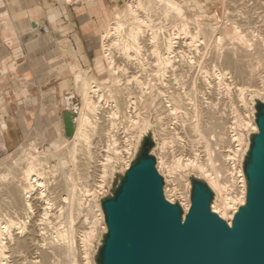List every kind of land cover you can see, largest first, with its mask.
<instances>
[{
	"label": "bare ground",
	"instance_id": "1",
	"mask_svg": "<svg viewBox=\"0 0 264 264\" xmlns=\"http://www.w3.org/2000/svg\"><path fill=\"white\" fill-rule=\"evenodd\" d=\"M123 1H125V2L123 4H120L121 2L119 3L120 5H119L118 9L113 11L112 19H110L103 26V28H101V31H100V36H101L100 45H101V48L103 50L102 55L104 57L105 64H107L106 65L107 69H104V64L101 61L97 62V68H98L100 73L106 71L107 77L104 75V78H103L104 81L101 82L95 76L94 77L90 76V79H89L88 78L89 75H87L88 76L87 77L85 75L84 71L82 72V71L76 69L73 72V77H75L74 81L75 82L77 81V84H78L77 87L79 88L78 91L81 95V102H82V107H81L82 110H81L80 115L78 116L80 119H78V117H77V119L79 120V123H78V121H76L77 124H79V126L77 125V127L79 129V131H78L79 133H77L78 134L77 142L79 141V144L82 147H84V151H85L84 153L85 154L87 153L86 155H90V156L92 155L93 156L94 155L93 153H95V152L92 150L93 148L92 149L90 148V146H91L90 144H92V143L95 144L94 140L96 139V137L97 138L99 137L101 140L102 139L106 140L105 141L106 144L108 143L107 141H109V144H110L113 142L115 143V141L117 140V146L115 145V147H113L114 150L112 149L113 150L112 152H114V153L109 152V153H112L113 156H111L112 154L110 156H109V154H106L107 157L105 160H109V161H105V165H108V163H110L113 160H117V159L119 160L120 158H123V162H126L128 164L129 157L132 153V148L133 147L137 148L142 136L150 129V127H149L150 122L148 121L147 118H148V112L151 111L154 118H155L154 120H156L157 125H158L157 130H156L157 132H154V135L156 138H157V135H156L157 133L160 135V139L158 140V146H157L160 149L159 155H158L159 157H158L157 164H156L157 169H158V166H160L161 168L165 167V169H166V171H165L166 173H164L166 183H165L164 189H163L166 198H168L169 200L172 199V198H170V196H171L170 194L175 192V190H178L180 193V194H178V196L181 199V205L183 206L184 210H187V208L189 206V197H188V193H187L188 192L187 187L189 185V180H188V178H185L180 174V169L182 167H188V168H191L192 170H198L200 173L199 176L202 175V177L207 180V182L209 183V185L211 186V188L215 192V198L211 203L212 210L217 212L221 217H223L224 219H226L230 223L232 215L235 212L238 204H241L244 200L243 176H242V172L240 169V165L236 163L237 161L235 162V160H237V158H238V157L237 158H235V157H236V155H239V152L242 148V144H240V141H239L241 139L239 137L237 138V135H236V137H234L235 133L233 132V134L230 135L231 136L230 138L232 139L234 137V138L238 139L237 141L239 143L236 141L237 146L234 148L233 147L234 145H233L232 149L227 148V151H228V152L226 151L227 153H223L225 150H218L217 151V153H218L217 155H219L220 158L222 156H224V154L227 156L231 155L232 159H230V160H232V165L228 164V166H227L226 164H222V163H224L223 162L224 159H223L222 163L220 162L221 163L220 165L218 163L214 164L215 157L213 158L211 156V147L213 145L211 146V144H212L211 138H210V140L208 139L210 134H208L207 131L209 130V133H211V134L214 133V135L217 134L218 135V136H216L218 138L217 141L222 140V142H223V137L221 136L223 134L221 133V131L219 129L220 128L222 129V126L224 125V123H226L225 121L223 122L225 115H222L221 113L219 115H215L214 113H212L213 110L211 109V107H212V103H211V105L208 104L206 106L207 108L205 107V109H206L204 111L205 117L203 116L205 119H201V121H199V120H197L198 119L197 118L196 120L193 119L195 121L192 122V120L190 119V116L192 114H194V117H195V115L197 116V112L198 111L200 112V110H198V111L196 110V112H195L196 107L193 108V105H196V104L191 102V101L189 102V100H191V97H188L189 94L187 93V91H189V90L186 91L185 90L186 87L184 86L187 83H185V80H184V82H182L183 79H185V78L183 77V79H182V76H180V78H178V79H174L176 76L174 78L171 77V75L173 74L172 72L176 68V67H174L175 65L173 62L175 60H173L174 59L173 57H175L174 55H178V53L180 55V53L183 52L182 51L183 49L179 48L180 50H177L178 47H176V45L174 43L177 41V40L175 41V38L177 39V37H178L177 35L179 33H181V32H182V34L184 33V36L183 35L182 36H183V39L185 37V40L183 41L185 44L188 43V45H189V43L191 41L195 40L196 37H199V38L203 39V41H204L203 43H205V46L210 47L209 49L211 50L212 47H215V46H213V43L217 45V43H215L214 41L217 39L219 40V38L223 37L224 35L222 36L221 33L225 34L227 31L225 33L222 32L223 30L221 31L220 26H219L218 31L215 29L217 31L215 33L214 28L211 27V24L209 22H206L203 19L198 18V16L193 17V16L188 15L187 12L185 11L184 3L181 0H157L158 1V2L156 1L157 4L160 5L159 8L157 7V4H155L156 3L155 2L154 4L156 6L155 5L153 6L152 3H151V6H149L151 9H152V6L155 9L157 7L159 10L161 9L160 12L162 11V12H164V14L165 13L168 14L167 16H169V17H171L174 13V16H173L174 20L176 19L175 17H177V16H178L177 19H179L180 14L182 15V17H185V18L180 17L179 20H176L175 22H173L174 23L173 25L175 26V28H174L175 31L171 30L172 32H170V29H172V28H170V29L167 28V30H169V31H166L165 30L166 28H165L163 31L162 25L164 27V24H160V22L157 23V21H156V19L158 18L157 16H156L157 18H155V16H154V18H152V19H155L156 23L153 24V22H154L153 21L151 24L149 22H151L152 19L151 20L148 19V18H150L149 16H151V15H149V13L147 11L148 16H146L147 13H145V11H144L145 7L143 8L144 10L141 11L142 10L141 7L143 6L144 3H146L145 1H144V3H143V0H137L134 3H132V0H123ZM147 2H148V0H147ZM251 3H253L252 6L257 5V10H258V8L260 9L259 12L257 11L258 12L257 19L259 17V20L256 21V19H254V21H256L258 24L253 26V27H255L254 28L255 31H256L257 27H258V29L262 28V30H264V0H251ZM144 6L148 7L145 4H144ZM244 7H245V5H244ZM255 10H253V11H255ZM151 11L153 12V10H151ZM149 12H150V9H149ZM171 13H172V15H171ZM183 13H186V14H184L185 16L183 15ZM198 15H199V13H198ZM251 15H253V13H251ZM251 15H250V18L253 17ZM152 16H153V14H152ZM173 17H171V19ZM189 19H192V21ZM247 21H248V19H247ZM167 22H170V21H167ZM161 23H163V22H161ZM190 23H193V25H194L193 27H191V28H193V30H190L191 29L189 27ZM155 24H157V26H155ZM158 24H160V25L158 26ZM249 24H251V23H248V25ZM149 25H151L150 27H152L153 25L155 26V28L154 27L151 28L152 30H150L148 28V30H150L149 34H151L150 38L153 39V40L148 39V40H150V42L153 41V45L151 47L152 50H150L152 53L153 61H151L152 63H149L150 67H147V68H150L149 71L147 68L144 67V64H141L142 62L141 63L137 62L138 64L136 65V67L138 68L137 71H139L140 74H139V77H137V79L135 81H134V78H133V80L131 79L132 80L131 84H134V85H132L133 88L128 87L129 84L126 86L125 82H124L125 84L123 82H121L120 84H124V85L119 87L118 86L119 84H116V82L118 81L116 79H115L116 82L115 81H112V82H113V85L115 83V85H117L118 87L117 86L115 87V85H114V87L111 86L110 85L111 82H109V85H108V83H107V80H109L108 77H110L115 72L114 70H115L116 65H117V62H115L116 60L114 61L112 59L115 57L114 52L111 51L110 49L113 46V44L115 47V44H119V42H121L118 40L119 38H117V40L115 38V40L119 41V42H117V43L112 42L113 44L112 45L110 44V42L112 41L110 36L112 35L113 31L116 30V32L119 31L121 33L122 30H120V28L125 27L124 28L125 34L123 33V35H125V37H124L125 43L123 42L125 46L122 45V47L124 46L123 49L125 48V50L128 48H135V51H133L134 49L133 50L131 49L134 53L140 49V44L142 43V41L143 42L145 41V38H143V36H142V41H141L140 34L142 35L143 34L142 32L145 31V29L147 28V27L145 28V26L149 27ZM166 25H168V24L166 23L165 27H167ZM173 25L171 24L170 26L174 27ZM212 26H214V25H212ZM231 26H230V28H231ZM232 27H233V29H236L235 25ZM161 28H162V32H160ZM231 29L228 32H231L232 31ZM237 30H236V33H238V34L235 33L236 37L238 38V42H239V43H237V40H235L236 41L235 43L238 44L237 46L231 47L230 45H227L228 47L226 46L225 50L224 49L222 50L223 51L222 54L220 52H218L219 50H217V51L213 50L212 54L214 52V54H213L214 57L215 58L218 57V59L221 60L222 64H225L226 66L229 67V69H228L229 71L227 70L228 72H225L223 70H221V71L224 74L232 73L230 76H233L235 78V83L237 85L239 84L238 86H236V89L239 92V94L240 93L242 94V92L246 89L254 90L255 92L257 90H259L260 91V92L258 91L259 95H260V93H262L263 97H264V85L262 87H259L256 83V80L259 77L262 80V83L264 84V76H262L264 74L261 75L260 72L257 71V66H259V64H264V37H260L258 35L260 38L259 37L255 38V39L245 38L244 35L240 34ZM119 32H117V33H119ZM146 32L148 33L149 31L146 30ZM167 32H169V33H167ZM233 32H235V31H233ZM116 34L114 33L113 35L116 36ZM113 35H112V37L114 38ZM226 35H227V33H226ZM247 35H249V34H247ZM148 36L149 35H147V37ZM262 36H263V34H262ZM181 39H180V41H181ZM186 40H189L190 42L186 41ZM116 41H114V42H116ZM192 44H193V42H192ZM192 44L190 43V45H192ZM141 45H143V43ZM180 45H179V47H180ZM231 45H235V44L232 43ZM116 46L118 47V46H120V44L116 45ZM141 47H143V46H141ZM216 48H218V47H216ZM120 49H118V50L120 51ZM213 49H215V48H213ZM198 50H200V49H198ZM141 51H144V50H141ZM122 52H123V50H122ZM109 54H113V57H112V55H109ZM120 54H118V55H120ZM128 54L130 55V51ZM128 54H125V56L126 55L128 56ZM115 55H116V53H115ZM179 55H178V57H179ZM180 57H181V55H180ZM141 59L143 60V58H141ZM194 59H195V57H194ZM128 60L129 59H127V61ZM178 60H179V58H178ZM180 63L181 62H179V65L181 66V64H183V63H181V64ZM126 64H128V62ZM119 65H117V67ZM145 65H146V63H145ZM176 65L179 66L178 64H176ZM217 65H218V63H217ZM130 66H133V65H130ZM184 67H186V66H184ZM179 69L181 70V68H179ZM223 69H224V67H223ZM216 70H218V68ZM176 72L178 73L179 71H176ZM181 74L182 73H179L176 75L178 76ZM200 74H201V76H203L202 73H200ZM213 74H215V76H216L214 79H211L208 76V77H206V79L204 78V79L199 80V81L204 84L205 82H203V81H206L209 78L208 82H210V81L212 82L214 80L213 82L216 83L215 87H217L218 84H222L225 82V79L223 80L220 77H218V75L220 74L219 70L216 71V73L214 72ZM113 75H115V73ZM113 75H112V78L114 77ZM206 75H208V74L206 73ZM129 77H131V75ZM133 77H135V75ZM114 78H117V77H114ZM125 78L129 79V78H127V76ZM126 79H124V80L127 82ZM189 79H190V76H189ZM236 80H237V82H236ZM133 81H134V83H133ZM128 82H129V80H128ZM182 83H184L183 86H182ZM206 83H207V81H206ZM203 84L200 85L198 83V85H200V86H202ZM225 85H226V83L224 84V86ZM208 86H207V88H208ZM190 87H192L191 83H190ZM211 87H209V88H211ZM193 95H194V93L192 92L191 96L194 98ZM201 97H202V95H201ZM241 97H243V95H241ZM197 98H200V97H196V99ZM109 99H111V101L113 103H109V101H110ZM252 99H253V97H252ZM209 103H210V101H209ZM202 105H203V103H202ZM241 105H243V104H241ZM108 106H111V107H108ZM104 107H106L107 109L105 108L106 109L105 110ZM142 109L145 110V113L140 115L139 110H142ZM234 109H235V107H234ZM101 110H103L104 112H106L108 114L103 113V115H102V113L100 112ZM234 111H236V110H234ZM234 111H232V112H234ZM117 112H120V114L122 112H125L124 113L125 116L127 115L129 117V118L126 117L129 119V120L126 119V121L128 120L127 122H130V124L128 126L129 127L131 126V128H130L131 131H129V127H128L127 129L129 132H126L124 134L119 135L118 134L119 131H118L117 135H115L116 134L115 130H113L115 127L113 125L115 124L114 121H116L119 117L116 120H114V118H113L114 115H111V114H116ZM191 112H193V113L191 114ZM171 114H173L177 117H181L180 123L183 124L184 127H187L188 129L198 133V134L196 133V135H199L201 138L200 141H202V146L204 149L202 151L206 152L205 153L206 157H202V156L200 157L199 153H192V154H189L188 156H186L187 154L186 155H185V153L183 154L182 150H180L178 152L180 154L170 152L171 144L174 142V140H176L175 138H177V139L181 138L179 136V132L175 131L174 130L175 128H170L171 126L169 127V125H168V120H169L168 116H171ZM233 114L234 113H232V115ZM122 115H123V113H122ZM246 115H245V117H246ZM191 117H193V115ZM203 117H201V118H203ZM228 118H230V117H228ZM234 118L236 119V120H234V122L238 125L245 123V126L251 125L254 130L257 129L254 121L250 122V119L246 120L247 118H245V120H246L245 121L243 119V117L238 112ZM124 119H125V117H124ZM231 119L233 121V117H231ZM120 121L122 122L123 120L120 119ZM120 121L119 120L117 121V125H119ZM170 121H171V119H170ZM232 121H231V123H233ZM181 124H179V125H181ZM126 126H127V124H126ZM77 127L75 129H77ZM236 127H238V126H236ZM121 128H119V129L121 130ZM1 130H2V128H0V133H1ZM228 130H230V129H228ZM123 131H121V132H123ZM231 131H233V130H231ZM237 131H238V129H237ZM182 132L184 133L185 131H182ZM205 133H207L208 137L205 135ZM239 134H240V132H239ZM1 135H2V133L0 134V136ZM74 135L77 136L76 132ZM74 135H73V137H74ZM241 138L244 139L243 136H241ZM180 140H182V139H180ZM180 140H179V142H180ZM194 140H196V138H194L193 141ZM60 141H61V139H60ZM63 141H65V140H62L61 142H63ZM73 141H75V139ZM73 141L70 144V145H72V150H70L72 152L74 151L73 148H75V145H76V143H74ZM188 141H190V140H188ZM59 143H58L56 137H53L51 139V142H50L51 146H55V147H57ZM217 143H219V142H217ZM244 143H246V142H244ZM106 144L104 143L103 148L107 147ZM179 144H181V143H179ZM191 144L192 143H190V145ZM36 145L37 144L34 143L33 140H30L28 143L20 142L16 146L17 152L15 153V155L11 156V158L8 159V162H7V160H6V162L4 161L5 163L3 161L0 162V264H79L78 260L75 256L76 251H75V244H74V242H75L74 237L76 236L75 235V227H74V220H75L74 218H76V217L72 216L74 213L71 214L73 211V210H71L72 209L71 206H74L72 204L74 203L73 200H75V199H73L74 194L75 193L78 194L77 191H75V190H77L76 186H75L76 183H74L75 179L71 178L73 180V182H70L68 177H66L67 175L63 176V174H62L60 178H58L56 176L58 178V181H57L58 184L56 186L57 187L58 186L59 187L66 186V188L68 190L67 195L66 196L64 195L63 198L59 197V194L57 193V190H56V189H58L57 187H51L49 189L50 190L49 192L48 191L45 192L46 189L48 190V188H49V187L45 188V186H46L45 184L47 183L46 182V180H47L46 173L48 172V170L46 171V167H47V162L49 159L45 158L46 157V156H44L45 154L42 156L39 154H34L30 151L33 148L36 149L35 148ZM112 145H114V144H112ZM174 145L175 144H173L172 146H174ZM176 146L178 147L177 144H176ZM187 146H189V144ZM202 146H201V148H202ZM3 147H4V149L6 148L5 142L3 143ZM95 147H97V146H95ZM180 147H181V145H180ZM228 147H230V146H228ZM103 148H102V151L105 150ZM187 148H190V146ZM214 148H215V146H214ZM219 148H221V147H219ZM173 149H171V150H173ZM177 149H179V147ZM191 149H189V151ZM46 150H47V148H46ZM97 150H98V148H97ZM70 151H69V153H70ZM36 152L40 153L41 151L37 150ZM175 152H177V151H175ZM7 153H9V152H7ZM103 154H105V153L103 152ZM61 155L62 154L58 155L57 157H59ZM64 155H66V154H64ZM71 155L73 156L74 154L71 153ZM71 155H69V156L71 157ZM76 155H78V154H76ZM50 156H52V154ZM65 157L63 156V158H65ZM93 157H95V156H93ZM73 158L71 157V159H73ZM82 158H83V160L82 159L81 160L84 161V157H82ZM58 159H59L58 162L61 163V157H59ZM225 159H226V157H225ZM66 160H68V158ZM100 160H101V162L104 161V159H100ZM93 161L95 162L97 160H93ZM85 163L86 162H84V164ZM102 164H104V162ZM49 165H51V164L49 163ZM85 165H88V164L86 163ZM93 165H95L97 167V163L96 164L93 163ZM102 166H104V165H102ZM125 166H126V164H125ZM230 166H232V167H230ZM62 167H64V166H62ZM107 168H108V166H107ZM92 169H94V168H92ZM101 169L102 170H101L100 174H102V176L98 177V179L97 178H95V180L93 179V177L96 175L95 172H93L94 174H91L90 172H89L90 174L85 173V172H87L86 171L87 168L85 169V172L83 171L84 175L80 176V177H83L82 183L84 184L83 187L84 186L86 187L85 188L86 192L92 190L89 192V194L90 193L93 194V195L91 194V197L95 196L96 193L98 192V190H100V188L103 185V182H105L106 177H104V176L108 174L107 172H106L107 174L104 173V171H105V170L103 171L104 167H102ZM71 170H69V172ZM94 171H95V169H94ZM54 172H53V174H55ZM63 172H64V169H63ZM81 173H82V171H81ZM71 174H72V171H71ZM97 175H98V173H97ZM97 175L95 177H97ZM51 179H52V177H51ZM48 180H50V179H48ZM169 181H171L173 184L172 189L168 188V185H169L168 182ZM48 184H49V182H48ZM77 188H81V187H77ZM61 190H63V189H61ZM171 191H173V192L171 193ZM86 195H87V193H86ZM65 199H67V203L64 202L66 204L65 205V213L66 214H65V218H64V226L65 227L61 230H55L57 232V234H56V232L54 234L56 237V239H55L56 243L49 242V244H48V243L44 242L43 227L40 225L45 219V215L47 214V210H49L47 208L52 207L51 205H53V204L55 205V202L57 204V201H59V200L60 201L61 200L66 201ZM89 199H91V198H89ZM92 199H94V198L92 197ZM217 199L220 200L219 203H217ZM95 202H94V204L97 206L96 210L98 211L97 215H99V216H94L96 211H94L93 206H91V204L93 202L89 203L86 207V212L84 213V220L82 219L83 221L81 223L83 224V222L86 220L88 221V219H89V221H91L92 220L91 217H93V219H94V217H97V218L99 217L101 219L100 223L102 224V229H103V228H105V226H104V222H103V216H102L100 204H99V201L97 203H95ZM57 205H59V204H57ZM62 207L63 206H59V209H62ZM57 210H58V207H57ZM41 211H42V213H41ZM78 212H79V209H78ZM78 212H77V215H78ZM57 214H59V213L57 212ZM85 215H89V216H85ZM94 220H97V219L95 218ZM97 222H99V221H97ZM97 222H93V223H97ZM90 223H92V221ZM100 223H98V224H100ZM85 224H88V223L86 222ZM89 224L87 226L90 228L93 224H90L91 226H89ZM14 227L18 228V229L14 230L13 229ZM88 227L86 228L87 231L84 233L82 232L81 236L79 237V239L81 241H83L82 243L80 241V243L81 244L84 243L83 248H85V246H86L85 245L86 240L88 241V239H90V241H92L91 237L89 238V234H90V232H92V230L94 231V229L90 230V232H89ZM93 234H95V233H93ZM93 234L91 235L92 238H93ZM88 253L89 252L85 248L83 255L85 257L84 260H85L86 264H90V259H89L90 254L88 255Z\"/></svg>",
	"mask_w": 264,
	"mask_h": 264
},
{
	"label": "rangeland",
	"instance_id": "2",
	"mask_svg": "<svg viewBox=\"0 0 264 264\" xmlns=\"http://www.w3.org/2000/svg\"><path fill=\"white\" fill-rule=\"evenodd\" d=\"M137 0H132V3H134V2H136ZM144 1L146 2V3H144ZM157 0H148V2H147V0H143V3L145 4V5H147L148 7H146V6H144V4H143V6L141 7L142 8V10L141 11H143L144 9V7H145V13H147V11H148V13H149V15H151L152 16V14H153V16L151 17V16H149L150 18H148V19H152V18H154V16H155V18H157L156 19V21H157V23H159L160 22V24H164V27H163V25H162V28H163V31H164V29L166 30V31H169V30H167V28H172V29H170V32H172L171 30H174L175 31V26L173 25L174 23L173 22H175L176 20H179L180 19V17H182V15L180 16L179 15V19H177L178 18V16L177 17H175L176 19L174 20V13H173V15H172V13H171V17H173L172 19H171V17H169V16H167L168 14H164V12H160V10L158 9L159 8V6L160 5H158L157 4V2H156ZM183 3H184V8H185V11L187 12V14L188 15H190V16H193V17H195V16H198V18H200V19H203L204 21H206V22H209L210 24H211V27H213L214 28V30L216 29L217 31H218V28H219V26H220V29H221V31L222 32H226L227 33V35H226V33L225 34H223V33H221L222 34V36L223 37H221V38H219V40L217 39V40H215L214 42L215 43H217V45L216 44H214L213 43V46H215V47H212L211 48V50L209 49L210 47H206L205 46V43H203L204 41H203V39L202 38H199V37H196L195 38V40H193V41H191L190 39V41L189 40H186V41H189L191 44H192V42H193V44L192 45H190V43H189V45H188V43L187 44H185L183 41L185 40V37H184V39H183V36H184V33L182 34V32L181 33H177L178 35V37H177V39L175 38V41L176 42H174L175 43V45H176V47H178V49L177 50H180V49H183L182 51V53H180V55H181V57H180V55H179V53H178V55H179V57H178V55H174L175 57H173L174 59L173 60H175L173 63H174V67H176L175 68V70L172 72L173 74L171 75V77H175L174 79H178V78H180V76H182V79H183V77L185 78V79H183V81L182 82H184V80H185V83H187V84H185L184 86L186 87V91L187 90H189V91H187V93L189 94V96L188 97H191V100H189V102L191 101V102H193V103H195L196 105H193V108H195V112H196V110L198 111V110H200V112L198 111L197 112V116L195 115V117H194V114H192L193 112H191V114L193 115V117H191L190 116V119L192 120V122H194L197 118V120H199V121H201V119H205L204 117H205V107L208 105V104H210L211 105V103H212V107H211V109L213 110L212 111V113H214L215 115H219L220 113L222 114V115H225L224 116V119H223V122L225 121L226 123H224V125L222 126V129L220 128L219 130L221 131V133L223 134V135H221L222 137H223V142H222V140L220 141V140H218L217 141V137L216 136H218L217 134L216 135H214V133H209V130L207 131V133L208 134H210L209 135V137L207 136V133H205V135L208 137V139L210 140V138H211V142H212V144H211V146L213 147H211V156L214 158L215 157V161H214V164H221L222 163V161H223V159H224V163H222V164H226L227 166H228V164H230V165H232V160H230V159H232V156L231 155H229V156H227V155H225L224 154V156L226 157V159H225V157L224 156H222L221 158L219 157V155H217L218 153H217V151L218 150H225L223 153H227L228 151H227V148L229 149H232L233 147L235 148L236 146H237V140L238 139H236V138H234V137H236V135H237V138L239 137L241 140H239L240 141V144H242V147H243V145H244V142H246V140H245V137H246V134L249 132V131H251V130H254L253 128H252V126L251 125H246L245 126V123H242L241 125L239 124H236L235 122H234V120H236L234 117H235V115H237V112L243 117V119L245 120V118H247L246 120H248V119H250V122L251 121H253L252 120V110H253V99L255 98V97H257L258 99H261V100H264V97H263V94L262 93H260V95H259V90H257L256 92L254 91V90H250V89H246V90H244L243 92H242V94L240 93L239 94V92L237 91V89H236V86H238L236 83H235V78L233 77V76H230L232 73H226V74H224L221 70H223V71H225V72H228L229 70V67L228 66H226L225 64H222L221 63V60L220 59H218V57L217 58H215L214 57V52H213V54H212V51L214 50H219L218 52H220L221 54L223 53V49L225 50V47L227 46V45H230L231 47H233V46H237L238 44L237 43H239L238 42V38L236 37V34H238V33H236V30L240 33V34H242V35H244V37L245 38H251V39H255V38H258L259 36L260 37H264V30H262V28H260V29H258V27L256 28V31H255V27H253V26H255V25H257L258 23L256 22L257 20H259V17H258V19H257V15H258V12L260 11V9L258 8V10H257V5H254V6H252V4L253 3H251V0H181ZM243 1V2H242ZM121 2V3H120ZM125 1H121V0H119L118 1V3L115 5V9L113 10V11H115L116 9H118V7H119V5L120 4H123ZM156 2V3H155ZM242 2V3H241ZM247 2V3H246ZM120 3V4H119ZM151 3H152V5L154 6L155 4H157V7H156V9L152 6V9L149 7V6H151ZM155 3V4H154ZM195 5V6H194ZM198 5V6H197ZM244 5H245V7H244ZM156 6V5H155ZM249 7V8H248ZM254 7V8H253ZM155 10H154V9ZM195 8V9H194ZM147 9V10H146ZM149 9H150V12H149ZM256 9V10H255ZM151 10H153V12L151 11ZM250 10V11H249ZM253 10H255V11H253ZM249 13H247V12ZM252 11V12H251ZM258 11V12H257ZM253 13V15H251V13ZM255 12V13H254ZM148 13L146 14V16H148ZM162 13V14H161ZM198 13H199V15H198ZM201 13V14H200ZM155 14V15H154ZM164 14V15H163ZM184 14H186V13H183V15ZM170 15V14H169ZM250 15L251 16H253V17H251L250 18ZM112 16H113V12H112ZM157 16V17H156ZM185 16V15H184ZM168 17V18H167ZM249 17V18H248ZM255 17V18H254ZM182 18H185V17H182ZM111 19H112V17H111ZM170 19V20H169ZM247 19H248V21H247ZM254 19H256V21H254ZM172 20V21H171ZM174 20V21H173ZM189 20H191L192 21V19H189ZM253 20V21H252ZM154 21V22H153ZM156 21H155V19H152V21L151 22H149V23H151L152 24V22H153V24L154 23H156ZM167 21H170V22H167ZM161 22H163V23H161ZM231 22V23H230ZM253 22V23H252ZM168 24L169 26L172 24L174 27H169L168 25H166L167 27H165V24ZM171 23V24H170ZM248 23H251V24H249L248 25ZM160 24H158V26L160 25ZM212 25H214V26H212ZM217 27H216V26ZM234 26L235 25V27H236V29H233V27L232 26ZM251 25V26H250ZM151 25H149V27L148 26H145V31H143L142 33V35L140 34V37H141V41H142V36H143V38H145V41L143 42L142 41V43H143V45H141L140 44V49L141 50H144V51H141L140 49L139 50H137L136 52L138 53H136V52H134L133 53V51H135V48H128V49H126L125 50V48L123 49V47L125 46L124 45V37H125V35H123V33L125 34V27L123 28V27H121L120 28V30H122L121 31V33L119 32V31H117V32H119V33H117L116 32V30L115 31H113V33H112V35L115 33H117L116 34V36L115 35H113L114 36V38L112 37V35L110 36V38H111V42H110V44L112 45L113 43H117V42H119V41H121V42H119V44H120V46H116V45H119V44H115V47H114V44H113V46L111 47V51H113L114 52V58H112L115 62H117V65H119L118 67H117V65H116V68H115V75H113L114 77H117V78H112V75L110 76V77H108L109 78V80H107V83H108V85H109V82H111L110 83V85L111 86H113L114 87V85H115V83H114V85H113V82L112 81H115L116 82V80H118L117 82H116V84H119L118 86L120 87V86H123L125 83V85L127 86L128 84H129V86L128 87H132L133 88V86L132 85H134V84H131L132 83V80H133V78H134V81L137 79V77H139V74H140V72L139 71H137V67H136V65L138 64L137 62H142L141 64H144V67L145 68H147V67H150L149 65V63H152L151 61H153V58H152V53H151V51L150 50H152V45H153V41H151L150 42V40L152 39V38H150V36H151V34H149L150 33V30H152L151 28L152 27H154L155 28V26H157V24H155V26L153 25L152 27H150ZM194 25H193V23H190L189 24V27L191 28V27H193ZM230 26H231V28H230ZM238 27V28H237ZM148 28L150 29V30H148ZM162 28H161V31L160 32H162ZM250 28V29H249ZM253 28V29H252ZM230 29L232 30L231 32H228V31H230ZM258 29V30H257ZM146 30L147 31H149L148 33L146 32ZM160 30V29H159ZM190 30H193V28H191ZM215 30V33L217 32ZM260 30V31H259ZM101 31V30H100ZM165 31V32H166ZM233 31H235V32H233ZM254 31V32H253ZM250 32V33H249ZM145 33V34H144ZM167 33H169V32H167ZM232 35H231V34ZM235 35H234V34ZM261 33V34H260ZM119 34V35H118ZM123 36H121V35ZM247 34H249V35H247ZM257 34V35H256ZM262 34H263V36H262ZM147 35H149L148 37H147ZM183 35V36H182ZM247 35V36H246ZM255 35V36H254ZM259 35V36H258ZM145 36V37H144ZM257 36V37H256ZM259 37V38H260ZM109 38V39H110ZM115 38H116V40H117V38H119L118 40L119 41H116L115 40ZM182 38V39H181ZM123 39V40H122ZM148 39H150V40H148ZM179 39V40H178ZM180 39H181V41H180ZM188 39V38H187ZM199 39V40H198ZM116 41V42H114V41ZM144 40V39H143ZM153 40V39H152ZM235 40H237V43H235L236 41ZM110 41V40H109ZM100 42H101V36H100V33L96 36V42H95V53H96V55L98 56V58H99V61H101V62H103V64H104V69H107L106 68V65L107 64H105V60H104V57H103V55H102V48H101V45H100ZM113 42V43H112ZM124 42V43H123ZM150 42V43H149ZM180 42V43H179ZM122 43V44H121ZM152 43V44H151ZM228 43V44H227ZM235 44V45H231V44ZM181 44V45H180ZM202 44V45H201ZM204 44V45H203ZM110 45V46H111ZM122 45H124L123 47H122ZM179 45H180V47H179ZM186 45V46H185ZM141 46H143V47H141ZM190 46V47H189ZM196 46V47H195ZM203 46V47H202ZM109 47V46H108ZM117 47V48H116ZM122 47V48H121ZM216 47H218V48H216ZM222 47V48H221ZM228 47V46H227ZM123 50V52H122V50ZM144 48V49H143ZM148 48V49H147ZM180 48V49H179ZM213 48H215V49H213ZM118 49H120V51L118 50ZM133 51H132V50ZM198 49H200V50H198ZM197 50V51H196ZM110 51V52H111ZM117 51V52H116ZM126 51V52H125ZM129 51H130V55L128 54L129 53ZM132 51V52H131ZM200 51V52H199ZM112 52V53H113ZM125 52V53H124ZM144 52V53H143ZM115 53H116V55H115ZM122 55H121V54ZM141 53V54H140ZM174 53V52H173ZM200 53V54H199ZM118 54H120V55H118ZM125 54H128V56L126 55L125 56ZM136 54V55H135ZM109 55H112V57H113V54H109ZM142 55V56H141ZM144 55V56H143ZM200 55V56H199ZM121 56V57H120ZM135 57V58H134ZM194 57H195V59H194ZM207 57V58H206ZM137 58V59H136ZM141 58H143V60L141 59ZM178 58H179V60H178ZM183 60H182V59ZM123 59V60H122ZM127 59H129L128 61H127ZM189 59V60H188ZM136 60V61H135ZM138 60V61H137ZM185 60V61H184ZM188 60V61H187ZM217 60V61H216ZM119 61V62H118ZM144 61V62H143ZM218 63V65H217V63ZM122 62V63H121ZM125 62V63H124ZM128 62V64H126ZM177 62V63H176ZM179 62H181V63H183V64H181V66L179 65ZM188 62V63H187ZM131 63V64H130ZM139 63V64H140ZM145 63H146V65H145ZM176 64H178L179 66H177ZM186 64V65H185ZM130 65H133V66H130ZM124 66V67H123ZM184 66H186V67H184ZM220 66V67H219ZM130 67V68H129ZM223 67H224V69H223ZM179 68H181V70L179 69ZM189 68V69H188ZM218 68V70L220 71V74L218 75V77H220L221 79H225V82L224 83H222V84H218L217 85V87H215V82H208L209 81V78L206 80L207 81V83H206V81H203V82H205L204 84L203 83H201L199 80H202V79H206V77H210L211 79H214L216 76H215V74H213L214 72L216 73V71H218V70H216ZM1 69H4V67L3 66H0V71H1ZM76 69H78V70H80V71H84V73H85V75L87 76V75H89V79H90V76L91 77H96V78H98L101 82L102 81H104V75L106 76L107 74H106V71H104V72H102V73H100V72H96L95 70L93 71H91V70H89V71H86L85 69H81V68H74V67H71V71H72V75L70 74V75H68V77L65 79V82L63 83V86H62V92L60 93V94H58V96L56 97V98H54V99H52V100H50V101H48L47 103L45 102V103H43V102H41V103H39V105L38 106H36L35 104L37 103L36 102V99L34 98V97H29V98H23V99H21V98H16V99H11V97H5L6 95L5 94H8V93H4V91H0V128H2V130H1V133H2V135L0 136V162H6V160H7V162H8V159H10L11 158V156H13V155H15V153L17 152V148H16V146L20 143V142H22V143H28L30 140H33V142L34 143H36L37 145H36V149L37 150H39V151H41L40 153H37L36 151V149H31L30 151L32 152V153H34V154H39V155H44V156H46L45 158H47V159H49L48 160V162H47V167H46V171L48 170V172L46 173V175H47V180L48 179H50V180H46V186H45V188H48V190L46 189V191L45 192H49L50 190V188L51 187H57L56 185L58 184L57 183V181H58V178H60L61 177V175L63 174V176H66V177H68V179H69V181L70 182H73V180L72 179H75V182L74 183H76L75 184V186H76V189L77 190H75V191H77V193L78 194H74V198L73 199H75V200H73V204L72 205H74V206H71V210H73L72 211V213L71 214H73L72 216L73 217H76V218H74L75 220H74V227H75V237H74V244H75V251H76V258H77V260H78V263L79 264H86V262H85V257H84V249L86 248L87 249V251L89 252L88 253V255H89V259H90V264H92L93 263V261L91 260L92 259V256H93V254H94V252H95V249H96V247H97V242H98V239H99V236H100V232H101V230H102V224L100 223V221H101V219L98 217H94V219L96 218L97 220H94L93 219V217H91V221H92V223H90L91 221H89V219H88V221L86 220V221H84L83 222V224L81 223L83 220H84V213L86 212V207H87V205L89 204V203H92L91 204V206H93V208H94V211H96V213L94 214V216H99V215H97V213H98V211L96 210L97 208V206L94 204V202L95 203H97L98 201H99V198L101 197V196H103V195H105V194H107V193H109V191H110V188H111V183H112V180H113V176L114 175H117V174H119V172H121L122 170H123V168L125 167V164L127 165V163L126 162H123V158H120L119 160L117 159V160H113V161H111L110 163H108V165H105V161H109V160H105L106 159V157H107V155L106 154H109V156L112 154V153H114V152H112L113 150H114V148L113 147H115V145L117 146V140L115 141V143L113 142V143H110L109 144V141H107L108 143L106 144V140H104V139H100L99 137L97 138L96 137V139L94 140V142H95V144L94 143H92V144H90L91 146H90V148L95 152V153H93L94 155L93 156H95V157H93L92 155L90 156V155H86L84 152V147H82L80 144H79V141L77 142V140H78V134L77 133H79L78 131H79V129H78V127H77V125L79 126V124H77V122L76 121H78V123H79V120L78 119H80L78 116L80 115V113H81V110H82V102H81V95H80V93H79V88L77 87V81L75 82L74 81V78L75 77H73V72H74V70H76ZM148 69V71H149V69L150 68H147ZM178 69V70H177ZM185 69V70H184ZM200 69V70H199ZM211 69V70H210ZM5 70V69H4ZM97 70H98V68H97ZM189 72H188V71ZM203 70V71H202ZM206 70V71H205ZM228 70V71H227ZM99 71V70H98ZM134 71V72H133ZM176 71H179L178 73L176 72ZM257 71H259L260 72V74L262 75V74H264V64H259V66H257ZM123 72V73H122ZM131 72V73H130ZM212 72V73H211ZM109 73V72H108ZM118 73V74H117ZM135 73V74H134ZM179 73H182L181 75H176V74H179ZM200 73H202L203 74V76H201V74ZM206 73L208 74V75H206ZM131 75V77H129ZM135 75V77H133V76ZM18 80H19V75H14ZM124 76V77H123ZM127 76V78H129V79H126L125 77ZM189 76H190V79H189ZM262 76H264V75H262ZM7 78L6 79H8L9 78V76H6ZM107 77V76H106ZM201 77V78H200ZM203 77V78H202ZM258 77V76H257ZM172 78V79H173ZM227 78V79H226ZM5 75L3 74V75H0V84H2L1 82H4L5 80ZM116 79V80H115ZM124 79H126L127 80V82H128V80H129V82L127 83ZM132 79V80H131ZM173 79V80H174ZM187 79V80H186ZM210 79V80H211ZM124 80V81H123ZM134 81H133V83H134ZM199 81V82H198ZM119 82V83H118ZM121 82H125L124 84H120ZM236 82H237V80H236ZM190 83H191V86L192 87H190ZM198 83L201 85V84H203L202 86H200V85H198ZM226 83V85L228 86H224V84ZM256 83H257V85L259 86V87H262L264 84L262 83V80L258 77L257 78V80H256ZM183 84L184 83H182V86H183ZM209 86H208V85ZM198 85V86H197ZM1 86H3V85H1ZM117 85H115V87H116ZM117 86V87H118ZM189 86V87H188ZM194 86V87H193ZM207 86H208V88H207ZM212 86V87H211ZM189 89H188V88ZM197 87V88H196ZM199 87V88H198ZM209 87H211V88H209ZM214 87V88H213ZM78 88V89H77ZM216 88V89H215ZM191 89V90H190ZM214 89V90H213ZM65 90H70V91H72V94H73V102L75 103V104H77V106H78V109H77V114H76V116H75V118H74V128H73V132H72V135L70 136V137H67V136H65L64 135V124H63V118H62V114H63V112L65 111V108H64V104H65V100H64V96H65V93H64V91ZM133 90V89H132ZM193 90V91H192ZM212 90V91H211ZM220 93H219V92ZM253 91V92H252ZM259 91V92H258ZM192 92L194 93V98L191 96L192 95ZM208 92V93H207ZM254 93V94H253ZM201 95H202V97H201ZM241 95H243V97H241ZM196 97H200V98H197L196 99ZM252 97H253V99H252ZM242 98V99H241ZM199 99V100H198ZM203 99V100H202ZM110 101H109V103H113L112 101H111V99H109ZM195 100V101H194ZM242 100V101H241ZM244 100V101H243ZM104 101V100H103ZM204 101V102H203ZM209 101H210V103H209ZM246 101V102H245ZM20 102H22L21 104H20ZM36 102V103H35ZM197 102V103H196ZM244 102V103H243ZM199 103V104H198ZM202 103H203V105H202ZM246 103V104H245ZM199 106H198V105ZM201 104V105H200ZM216 104V105H215ZM241 104H243V105H241ZM239 105V106H238ZM35 106V107H34ZM108 107H111V106H108ZM234 107H235V109H234ZM106 107H104V109H105ZM207 108V107H206ZM221 108V109H220ZM224 108V109H223ZM103 109V110H104ZM107 109V108H106ZM105 109V110H106ZM215 109V110H214ZM103 110H101L100 112L102 113V115H103V113L105 114L106 112H104ZM218 110V111H217ZM228 110V111H227ZM234 110H236V111H234ZM238 110V111H237ZM140 111V115H142V114H144L145 113V110L144 109H142V110H139ZM202 111V112H201ZM232 111H234V112H232ZM138 112V111H137ZM143 112V113H142ZM217 112V113H216ZM246 112V113H245ZM122 113H123V115H122ZM121 114H120V112H117L116 114H111V115H114L113 116V118H114V120H116L118 117V119L116 120V121H114V123L116 124H114L113 126L115 127H113L114 129L113 130H115V135H117V132H118V134L120 135V134H124V133H126V132H129V131H131V126L129 127L128 125L130 124V122H127L129 119V117L126 115L125 116V112H122ZM203 113V114H202ZM226 113V114H225ZM228 113V114H227ZM232 113H234L233 115H232ZM106 114H108V113H106ZM127 114V113H126ZM213 114V115H214ZM243 114V115H242ZM247 114V115H246ZM116 115V116H115ZM189 115V114H188ZM214 115V116H215ZM245 115H246V117H245ZM175 118H174V117ZM204 116V117H203ZM77 117H78V119H77ZM124 117H125V119H124ZM126 117H128V118H126ZM201 117H203V118H201ZM226 117V118H225ZM228 117H230V118H228ZM231 117H233V121H232V119H231ZM168 118H169V120H168V125H169V127L170 128H175L174 130L175 131H178L179 132V136L181 137L180 139H182V140H180V139H177V138H175L176 140H174V142L171 144V147H170V152L171 153H178L180 150H182V153L184 154L185 153V155L186 156H188L189 154H192V153H199V155H200V157L202 156V157H206V152L205 151H202V150H204L203 149V146H202V141H200L201 140V138H200V136L199 135H196V133L197 132H194V131H192V130H190V129H188L187 127H184V125L183 124H181L180 123V118L181 117H177V116H175V115H173V114H171V116H168ZM178 118V119H177ZM189 118V117H188ZM120 119H122L123 121L121 122L120 121ZM126 119H128L127 121H126ZM148 121L150 122V124L152 125V128H153V131L154 132H157L156 130H157V127H158V125H157V122H156V120H154L155 118H154V116H153V114H152V112L150 111V112H148ZM170 119H171V121H170ZM193 119H195V120H193ZM120 121V123H119V125H117V121ZM125 120V121H124ZM245 120V121H246ZM179 121V122H178ZM231 121L234 123H231ZM127 122V123H126ZM127 124V126H126V124ZM228 123V124H227ZM179 124H181V125H179ZM231 125V126H230ZM244 125V126H243ZM123 128H121V127ZM181 126V127H180ZM236 126H238V127H236ZM77 127V129H75ZM125 127V128H124ZM129 127V131H128V128ZM177 127V128H176ZM119 128H121V130L119 129ZM179 128V129H178ZM119 129V130H118ZM126 131H125V130ZM183 129V130H182ZM187 129V130H186ZM218 129V128H217ZM228 129H230V130H228ZM237 129H238V131H237ZM77 130V131H76ZM124 130V131H123ZM173 130V129H172ZM189 130V131H188ZM231 130H233V131H231ZM121 131H123V132H121ZM182 131H185L184 133L182 132ZM224 131V132H223ZM7 132V133H6ZM75 132H76V135L77 136H75L74 134H75ZM121 132V133H120ZM181 132V133H180ZM191 132V133H190ZM217 132V131H216ZM215 132V133H216ZM232 132V133H231ZM233 132L235 133V135H234V141L230 138L231 136L230 135H232L233 134ZM239 132H240V134H239ZM0 133V134H1ZM198 134V133H197ZM73 135H74V137H73ZM157 135V142H158V140L160 139V135L157 133L156 134ZM186 135V136H185ZM194 135V136H193ZM228 135V136H227ZM183 136V137H182ZM188 136V137H187ZM198 138H197V137ZM241 136H243L244 137V139L243 138H241ZM3 137V138H2ZM53 137H56V139H57V141H58V146L57 147H55V146H51V144H50V142H51V139L53 138ZM186 137V138H185ZM196 138V140H194L193 141V139L194 138ZM216 137V138H215ZM61 139V141L62 140H65V141H63V142H61L60 141V139ZM75 139V141H73ZM99 139V140H98ZM214 139V140H213ZM225 139V140H224ZM227 139V140H226ZM231 139V140H230ZM244 141H243V140ZM179 140H180V142H179ZM184 140V141H183ZM188 140H190V141H188ZM72 141L74 142V143H76V145H75V148H73L74 149V151L72 152V151H70V150H72V145H70L71 143H72ZM176 141V142H175ZM192 141V142H191ZM215 143H214V142ZM237 141V142H236ZM5 142V144H6V148L4 149V147H3V143ZM99 142V143H98ZM106 144V148H103L104 147V143ZM181 143V144H179V143ZM186 142V143H185ZM194 142V143H193ZM210 142V141H209ZM210 142V143H211ZM217 142H219V143H217ZM227 142V143H226ZM190 143H192L191 145H190ZM233 143V144H232ZM236 143V144H235ZM239 143V142H238ZM94 144V145H93ZM112 144H114V145H112ZM173 144H175L174 146H172ZM176 144L178 145V147H179V149H177L178 147L176 146ZM189 144V146H190V148H187V147H189V146H187ZM215 144V145H214ZM225 144V145H224ZM93 145V146H92ZM180 145H181V147H180ZM186 145V146H185ZM230 146V147H228V146ZM234 145V146H233ZM95 146H97V147H95ZM158 146V145H157ZM201 146H202V148H201ZM214 146H215V148H214ZM223 146V147H222ZM233 146V147H232ZM71 147V148H70ZM103 149H107L106 151L105 150H103L102 151V148ZM110 147V148H109ZM186 147V148H185ZM198 147V148H197ZM218 147V148H217ZM219 147H221V148H219ZM46 148H47V150H46ZM83 148V149H82ZM97 148H98V150H97ZM125 148V147H124ZM174 148V149H173ZM182 148V149H181ZM192 148V149H191ZM223 148V149H222ZM44 149V150H43ZM81 149V150H80ZM110 149V150H109ZM113 149V150H112ZM171 149H173V150H171ZM189 149H191L190 151H189ZM76 150V151H75ZM80 150V151H79ZM109 150V151H108ZM124 150V149H123ZM132 150H133V148H132ZM153 150V153L156 155V157H157V160H158V155H159V147H157V148H155V149H152ZM186 150V151H185ZM189 152H188V151ZM195 150V151H194ZM69 151H70V153H69ZM175 151H177V152H175ZM227 151V152H226ZM7 152H9V153H7ZM45 152V153H44ZM51 152V153H50ZM53 152V153H52ZM103 152L105 153V154H103ZM109 152H112V153H109ZM47 153V154H46ZM71 153H73L74 155L72 156L71 155ZM181 153V154H182ZM52 154V156H50ZM57 154V155H56ZM60 154H62L65 158H63V156L61 155V156H59V157H61V163H59L58 162V158L59 157H57L58 155H60ZM64 154H66V155H64ZM71 155V157L73 158V159H71V157L69 156V155ZM76 154H78V155H76ZM97 154V155H96ZM178 154H180V153H178ZM105 155V156H104ZM131 155H132V153H131ZM131 155H130V157H131ZM111 156H113V154L111 155ZM52 157V158H51ZM70 157V158H69ZM82 157H84V161H82L83 160V158ZM97 157V158H96ZM129 157V158H130ZM218 159H217V158ZM228 157V158H227ZM238 157V155H236V157L235 158H237ZM63 158V159H62ZM68 158V160H66ZM87 158V159H86ZM89 158V159H88ZM82 159V160H81ZM91 159V160H90ZM100 159H104V164H102L103 162H101V160ZM204 159V158H203ZM222 159V160H221ZM65 160V161H64ZM70 160V161H69ZM86 160V161H85ZM93 160H97V161H93ZM220 160V161H219ZM226 160V161H225ZM100 161V162H99ZM237 161V162H236ZM4 162V163H5ZM68 164H67V163ZM84 162H86L88 165H85L84 164ZM89 162V163H88ZM91 162V163H90ZM221 162V163H220ZM235 162L237 163V164H239L238 163V158H237V160H235ZM49 163L51 164V165H49ZM55 163V164H54ZM59 163V164H58ZM93 163H97V167L95 166V165H93ZM67 164V165H66ZM61 165V166H60ZM85 165V166H84ZM102 165H104V166H102ZM62 166H64V167H62ZM73 166V167H72ZM78 166V167H77ZM80 166V167H79ZM95 166V167H94ZM106 166V167H105ZM107 166H108V168H107ZM49 167V168H48ZM71 167V168H70ZM99 167V168H98ZM102 167H104V169H103V171H104V173H106L107 175H103L104 177H106L105 178V182H103V185H102V187L100 188V190H98V192L96 193V195L95 196H92L94 199H92V197H91V194L92 193H90L89 194V192L90 191H92V190H90V191H87L86 192V187L84 186L83 187V183H82V178L83 177H80L81 175L83 176L84 175V172H85V169L87 168V172H85V173H88V174H94L93 172H95L96 173V175H97V173H98V175H97V177H93V179L95 180V178H97L98 179V177H100V176H102V174H100L101 173V168ZM230 167H232V166H230ZM48 168V169H47ZM70 168V169H69ZM75 168V169H74ZM92 168H94L95 169V171H94V169H92ZM107 170H106V169ZM58 169V170H57ZM63 169H64V172H63ZM72 169V170H71ZM84 169V170H83ZM158 171L159 172H163V173H166L165 171H166V169H165V167H163V168H161L160 166H158ZM66 170V171H65ZM69 170H71L72 171V174H71V171L69 172ZM93 170V171H92ZM55 171V172H54ZM62 171V172H61ZM81 171H82V173H81ZM84 171V172H83ZM99 171V172H98ZM50 172V173H49ZM53 172L55 173V174H53ZM77 172V173H76ZM81 174H80V173ZM90 172V173H89ZM189 172H192V173H194V174H200L199 173V171L198 170H192L191 168H188V167H182L181 169H180V174L183 176V177H185V178H187V174L189 173ZM234 172V171H233ZM49 173V174H48ZM72 176H71V175ZM79 174V175H78ZM70 175V176H69ZM58 178H57V177ZM202 176V175H201ZM49 177V178H48ZM51 177H52V179H51ZM70 177V178H69ZM79 177V178H78ZM72 178V179H71ZM102 178V177H101ZM80 179V180H79ZM54 183H53V182ZM48 182H49V184H48ZM168 188H170V189H172V186H173V184H172V182L171 181H169L168 182ZM49 185V186H48ZM171 186V187H170ZM77 187H81V188H77ZM58 189H56L57 190V193L59 194V197H61V198H63L64 197V195L66 196L67 195V192H68V190H67V188H66V186H61V187H57ZM61 189H63V190H61ZM81 189V190H80ZM55 190V191H56ZM67 190V191H66ZM85 190V191H84ZM60 191V192H59ZM62 191V192H61ZM64 191V192H63ZM74 191V192H75ZM187 191H188V188H187ZM173 191H171V193H172ZM86 193H87V195H86ZM170 193V192H169ZM188 193V192H187ZM178 194H180L179 193V191L178 190H175V192H173L172 194H170L171 196H170V198H172V199H170V201H173V200H175V199H178L179 201H180V203H181V199L179 198V196H178ZM93 195V194H92ZM90 196V197H89ZM77 197V198H76ZM89 198H91V199H89ZM96 198V199H95ZM89 199V200H88ZM66 201H57V204H59V205H57L56 204V202H55V205L53 206V205H51L52 207H50V208H47V209H49V210H47V214L45 215V219H44V221L41 223V225L40 226H42L43 227V238H44V242H46V243H48L49 244V242H54V243H56L55 242V239H56V237H55V230H61V229H63L65 226H64V218H65V203H67V199H65ZM81 202H80V201ZM94 200V201H93ZM65 202V203H64ZM76 202V203H75ZM80 202V203H79ZM220 202V200L219 199H217V203H219ZM61 203V204H60ZM64 204V205H63ZM59 206H63L62 207V209H59ZM95 206V207H94ZM57 207H58V210H57ZM77 207V208H76ZM80 207V208H79ZM70 208V207H69ZM68 208V209H69ZM76 211H75V210ZM78 209H79V212H78ZM93 210V209H92ZM61 211V212H60ZM81 211V212H80ZM57 212L59 213V214H57ZM63 212V213H62ZM77 212H78V215H77ZM41 213H42V211H41ZM77 216H76V215ZM83 214V215H82ZM88 214V213H87ZM80 215V216H79ZM61 216V217H60ZM85 216H89V215H85ZM82 217V218H81ZM59 218V219H58ZM81 218V219H80ZM83 219V220H82ZM97 221H99V222H97ZM90 223V224H93L92 226L89 224V226H91L90 228L87 226L88 224H85V223ZM93 222H97V223H93ZM98 223H100V224H98ZM60 224V225H59ZM96 224V225H95ZM62 226V227H61ZM83 226V227H82ZM88 227V231L90 232V230H92V229H94V231L92 230V232L93 233H95V234H93L92 232H90V234H89V238L91 237V240L92 241H90V239H88V241L90 242H88L87 240H86V246H85V248H83L84 246V243L83 244H81L83 241H81L80 239H79V237L81 236V234H82V232L84 233V232H86L87 230H86V228ZM85 228V229H84ZM14 230H17L18 228H13ZM53 231V232H52ZM56 234H57V232H56ZM93 234V238H92V235ZM55 237V238H54ZM52 239V240H51ZM51 240V241H50ZM80 241H81V243H80ZM89 244H88V243ZM88 244V245H87ZM91 244V245H90ZM78 246V247H77ZM89 246V247H88ZM89 248V249H88ZM82 257V258H81ZM84 257V258H83ZM80 258V259H79Z\"/></svg>",
	"mask_w": 264,
	"mask_h": 264
},
{
	"label": "water",
	"instance_id": "3",
	"mask_svg": "<svg viewBox=\"0 0 264 264\" xmlns=\"http://www.w3.org/2000/svg\"><path fill=\"white\" fill-rule=\"evenodd\" d=\"M64 93V135L70 137L78 106L72 91ZM252 107L257 129L246 134L238 155L244 200L230 223L212 210L215 192L201 175L187 174V210L166 198L149 124L109 193L99 198L105 228L93 264H264V100L255 97Z\"/></svg>",
	"mask_w": 264,
	"mask_h": 264
},
{
	"label": "crops",
	"instance_id": "4",
	"mask_svg": "<svg viewBox=\"0 0 264 264\" xmlns=\"http://www.w3.org/2000/svg\"><path fill=\"white\" fill-rule=\"evenodd\" d=\"M118 1L0 0V91L38 106L62 92L71 67L99 72L96 36Z\"/></svg>",
	"mask_w": 264,
	"mask_h": 264
}]
</instances>
